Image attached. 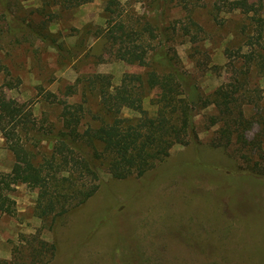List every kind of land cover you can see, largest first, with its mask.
<instances>
[{
  "label": "rangeland",
  "instance_id": "obj_1",
  "mask_svg": "<svg viewBox=\"0 0 264 264\" xmlns=\"http://www.w3.org/2000/svg\"><path fill=\"white\" fill-rule=\"evenodd\" d=\"M105 1L5 2L7 9L38 23L35 29L51 34L65 50L61 55L35 34L10 36L1 31L0 19L1 89L6 97L24 103L43 130L49 124L59 126L61 109V104L44 98L46 92L61 102L81 103L82 131L103 114L89 80L92 73L110 74L117 85L124 72L143 75L151 67L150 45H157L158 37L146 30L134 34L142 45L140 59L130 63L116 57L115 46L97 34L98 27L106 26ZM247 1L255 14L228 10L224 0H117L114 9L116 20L134 29L167 26L166 43L175 47L180 66L193 75L201 93L238 76L244 93L239 102L250 121L244 134L248 143L233 137L226 147L212 146L218 125L208 122L216 109L200 108L194 115L196 141L173 145L141 176L112 178L97 161L96 193L55 223L51 212L37 209L36 188L13 184L8 194L14 213L0 212V264H29V253L41 240L54 241L55 255L49 259L50 252L43 249L35 264H264V77L241 54L250 49L248 40L257 37L258 27L264 44V0ZM191 19L197 24L190 25L191 31L197 30L195 41L181 29ZM6 80L13 87L7 88ZM157 91L143 100L149 113L155 109L151 94ZM121 114L135 112L124 107ZM39 144L38 151L50 150L47 141ZM255 161L259 178L228 181L227 172L240 173ZM14 164L0 133V172Z\"/></svg>",
  "mask_w": 264,
  "mask_h": 264
},
{
  "label": "trees",
  "instance_id": "obj_2",
  "mask_svg": "<svg viewBox=\"0 0 264 264\" xmlns=\"http://www.w3.org/2000/svg\"><path fill=\"white\" fill-rule=\"evenodd\" d=\"M224 1L228 10L255 14L256 8L247 0ZM5 2L0 0V19L4 26L1 31L24 38L35 34L45 45L64 54V47L56 38L37 31L34 24L38 23L27 22L12 9H7ZM116 4L117 0L105 1L106 26L98 27L97 33L111 47L115 46L116 57L130 63L140 59L142 44L134 41V34L140 36L146 30L158 40L157 45H150L151 67L143 75L124 72L117 85L112 84L111 75L107 73L97 72L89 76L103 112L94 117V125H87L80 131L83 118L81 103L61 102L48 91L44 98L61 104L59 126L49 124L43 130L31 115V110L24 103L6 97L0 86V133L15 160L10 170L0 172L1 213H14V200L8 192L13 184L24 182L36 188V207L40 213L51 212L53 223L62 220L71 209L82 205L98 190L97 161L103 163L112 178L141 176L157 161L163 160L173 145L197 140L194 115L208 105L216 109L214 114L209 115L208 124L218 125V137L211 139L212 146L226 147L233 143V137L235 142L248 143L244 134L250 121L245 118L239 102L244 96L239 91L242 80L235 76L234 81L221 83L208 94L201 93L193 75L180 66L175 47L166 43L167 26L160 23L153 28L145 24L140 29H134L123 19L116 20ZM190 25L197 26L191 19L189 23H183L182 33L188 35L190 41H195L197 30L191 31ZM260 28L257 37L248 40L250 49L241 54L244 61L253 63L264 77V44L259 42ZM4 85L13 87L11 80H6ZM155 89L157 93L151 94L149 100L155 109L149 113L143 106V100ZM124 107L135 115H122ZM42 140L48 142L49 151H38ZM122 146L125 149L119 150ZM256 165V161L252 162L240 173L227 172L225 176L229 182L239 178L244 181L246 176L255 180L262 175L254 170ZM43 249L50 252L51 259L56 245L54 241L46 243L41 240L39 247L29 253L28 263L35 264Z\"/></svg>",
  "mask_w": 264,
  "mask_h": 264
}]
</instances>
